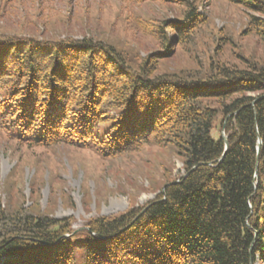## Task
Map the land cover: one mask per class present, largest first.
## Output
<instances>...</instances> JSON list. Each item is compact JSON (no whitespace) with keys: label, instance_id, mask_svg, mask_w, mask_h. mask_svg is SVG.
I'll return each instance as SVG.
<instances>
[{"label":"trees","instance_id":"16d2710c","mask_svg":"<svg viewBox=\"0 0 264 264\" xmlns=\"http://www.w3.org/2000/svg\"><path fill=\"white\" fill-rule=\"evenodd\" d=\"M229 1L264 14V0ZM207 21L189 7L145 27L168 48L192 40ZM248 31L264 40V17L252 15ZM163 57L152 52L135 68L101 39L0 36V131L103 156L173 145L188 172L146 205L77 232L67 218L0 203V264H264V97L255 101L264 67L211 60L184 77L158 74ZM217 122L229 140L223 157Z\"/></svg>","mask_w":264,"mask_h":264},{"label":"rangeland","instance_id":"374dc122","mask_svg":"<svg viewBox=\"0 0 264 264\" xmlns=\"http://www.w3.org/2000/svg\"><path fill=\"white\" fill-rule=\"evenodd\" d=\"M189 7L208 20L189 42L167 48L153 36L152 28L145 27L181 18ZM252 15L264 17L229 0H0V36L101 39L135 68L160 51L164 57L157 73L186 77L205 69L211 60L230 67L243 68L248 62L264 67V40L248 31ZM100 127L108 130L110 122ZM223 131L225 126L217 122L212 134L219 138ZM185 173L184 159L173 145L152 142L103 156L92 147L63 142L32 145L0 131L2 207L23 204L35 214L67 218L74 232L87 228L91 219L146 205ZM83 239H77V245ZM77 253L80 257V249Z\"/></svg>","mask_w":264,"mask_h":264},{"label":"water","instance_id":"95a60500","mask_svg":"<svg viewBox=\"0 0 264 264\" xmlns=\"http://www.w3.org/2000/svg\"><path fill=\"white\" fill-rule=\"evenodd\" d=\"M262 97H264V93H263V94H260L258 97H256L255 101L258 100V99H260V98H262ZM222 137L224 138V142H225V151H224V153H223V155H222V157H223L224 154H225V152H226V150L228 149V146H229V140H228V136H227V134L225 133V131H223ZM263 142H264V139L262 138L261 135H259V136H258V145H257V151H258V154H259L260 149H261V147H262V145H263ZM187 173H188V172H186L183 176H185ZM177 181H178V180H175V181H173V182H177ZM173 182H170V183H173ZM168 184H169V183H168ZM168 184H166V185L164 186V189L166 188V186H167ZM145 209H146V208H145ZM145 209H144V210H145ZM144 210H143V211H144ZM143 211H142V212H143Z\"/></svg>","mask_w":264,"mask_h":264},{"label":"bare ground","instance_id":"6f19581e","mask_svg":"<svg viewBox=\"0 0 264 264\" xmlns=\"http://www.w3.org/2000/svg\"><path fill=\"white\" fill-rule=\"evenodd\" d=\"M103 87V86H102Z\"/></svg>","mask_w":264,"mask_h":264}]
</instances>
